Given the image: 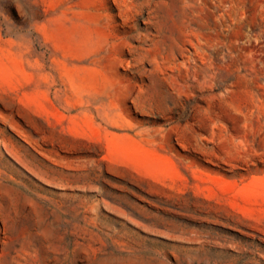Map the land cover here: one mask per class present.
Returning <instances> with one entry per match:
<instances>
[{
	"label": "rangeland",
	"instance_id": "rangeland-1",
	"mask_svg": "<svg viewBox=\"0 0 264 264\" xmlns=\"http://www.w3.org/2000/svg\"><path fill=\"white\" fill-rule=\"evenodd\" d=\"M0 264H264V0H0Z\"/></svg>",
	"mask_w": 264,
	"mask_h": 264
}]
</instances>
